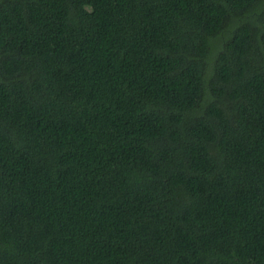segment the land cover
Instances as JSON below:
<instances>
[{"label": "trees", "instance_id": "1", "mask_svg": "<svg viewBox=\"0 0 264 264\" xmlns=\"http://www.w3.org/2000/svg\"><path fill=\"white\" fill-rule=\"evenodd\" d=\"M0 264H264V0H0Z\"/></svg>", "mask_w": 264, "mask_h": 264}]
</instances>
